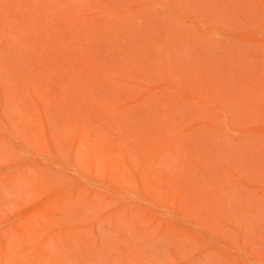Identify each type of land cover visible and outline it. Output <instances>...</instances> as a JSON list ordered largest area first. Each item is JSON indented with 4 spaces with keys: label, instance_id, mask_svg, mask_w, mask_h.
Wrapping results in <instances>:
<instances>
[{
    "label": "rangeland",
    "instance_id": "obj_1",
    "mask_svg": "<svg viewBox=\"0 0 264 264\" xmlns=\"http://www.w3.org/2000/svg\"><path fill=\"white\" fill-rule=\"evenodd\" d=\"M0 264H264V0H0Z\"/></svg>",
    "mask_w": 264,
    "mask_h": 264
}]
</instances>
